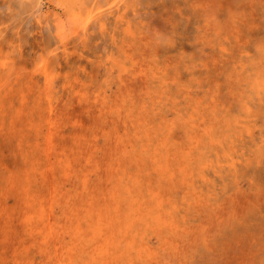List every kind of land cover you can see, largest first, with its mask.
<instances>
[{"label": "rangeland", "instance_id": "1", "mask_svg": "<svg viewBox=\"0 0 264 264\" xmlns=\"http://www.w3.org/2000/svg\"><path fill=\"white\" fill-rule=\"evenodd\" d=\"M0 264H264V0H0Z\"/></svg>", "mask_w": 264, "mask_h": 264}]
</instances>
